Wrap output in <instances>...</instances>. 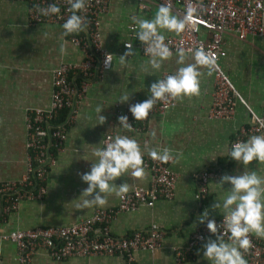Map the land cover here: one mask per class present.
I'll list each match as a JSON object with an SVG mask.
<instances>
[{
    "label": "crops",
    "instance_id": "1",
    "mask_svg": "<svg viewBox=\"0 0 264 264\" xmlns=\"http://www.w3.org/2000/svg\"><path fill=\"white\" fill-rule=\"evenodd\" d=\"M157 10L155 6L139 10L134 0H108L106 11L100 15L99 31L103 48L112 55L111 64L87 87L73 122L66 128L62 146L55 153L54 164L45 173L43 196L38 200L22 199L14 211L0 217V234L11 229L61 226L87 217L95 208L115 207L117 197L111 194L107 195L105 206L76 209L75 205L81 202L83 197L80 195L87 187L80 174L89 172L92 163L97 162L93 150L100 147L103 134L109 130L122 131L113 113V102L119 101L123 94L130 95L129 100L146 98L150 95V85L159 80L163 72L184 66L177 63V51L171 59L163 62L159 70L148 66L145 72L143 66L149 57L141 55L136 48H132L135 55L127 57L125 65L119 62L118 58L127 51L121 46L126 38L125 25L134 22L133 17L152 19ZM262 20L264 22V4ZM62 32L55 24L27 25L22 2L0 0V180L17 179L23 171V118L27 109L47 107L51 70L60 62H77L81 58L78 48L66 37L61 38ZM162 34L174 33L162 30ZM222 41L224 55L218 63L236 94L229 118L207 117L212 75H207V69H201L204 75L198 97L174 101L160 115L145 121L140 130L122 132L138 142L142 154L163 148L171 149L174 157L181 154L179 159L168 163V168L175 174L170 198L157 199L133 211L117 212L108 224L109 232L117 236L143 230L155 223L164 232L159 247L151 251H133L130 263L119 255L70 256L55 261L43 250H37L31 256L30 264H174V250L184 245L189 234L199 225L198 217L206 209L208 217L223 215L222 210L211 207L231 187L228 183L223 185L224 189L216 185L221 176L240 175L243 171L264 176V164L253 161L245 169L225 151L226 146L230 149L235 132L249 125L251 114L259 115L264 107V37L247 35L239 40L224 34ZM62 43L66 55L60 52ZM185 53V64L193 63L192 52ZM98 106L102 108L100 115L106 117L103 125L97 124ZM153 130L155 138L151 135ZM262 134L264 131L255 135ZM250 136L245 135L242 141H247ZM207 168L216 170L217 175L205 180L204 192L196 199L195 174ZM145 172L142 180L126 175L115 183L127 182L130 188L133 185L147 186L150 173ZM208 239L215 240L216 237L204 238L194 247L192 257L182 264H211L203 258V245ZM13 257V244L1 238L0 264H15Z\"/></svg>",
    "mask_w": 264,
    "mask_h": 264
},
{
    "label": "built area",
    "instance_id": "2",
    "mask_svg": "<svg viewBox=\"0 0 264 264\" xmlns=\"http://www.w3.org/2000/svg\"><path fill=\"white\" fill-rule=\"evenodd\" d=\"M24 4L27 25L49 23L62 25L70 13L65 0H16ZM139 10L148 7H159L162 4L171 6L172 12L183 17L191 6L195 12L179 34L165 36V43L172 53L178 50L192 52L203 48L215 60L212 70V89L207 117L212 119L229 118L234 109L235 91L220 68L218 60L224 55L222 36L232 35L242 40L247 35L264 37L262 9L264 0H134ZM55 3L60 13L43 16L37 6L44 8ZM108 0H87L85 9L78 13L86 18L88 25L85 31L66 37L68 42L78 48L81 58L77 62H60L50 72L51 91L45 109H27L23 118L24 158L23 171L17 179L0 180V217L16 209L20 200H38L44 194V177L47 169L54 164L57 153L65 139V131L74 120L77 107L83 99L87 87L101 77L109 68L106 56L110 55L102 46L100 39V15L107 9ZM137 26L134 22L125 25L126 38L121 46L132 44V48L147 56L144 46L136 38ZM177 70L163 72L159 79L175 74ZM149 98L132 99L125 103L115 101L112 104L115 117L128 116L132 126L130 131L140 130L145 121L154 115H160L173 105V100L158 101L147 119L136 121L129 112V106L143 102ZM64 110L59 122L54 118ZM264 107L260 114H251L250 124L240 127L234 134L230 147L242 141L245 135H255L264 131ZM115 133L106 131L100 141V147L106 146L116 135H123V129ZM97 159V158H96ZM169 163V162H168ZM168 163L151 159L148 153L143 154V167L150 173L147 186L133 185L126 196L113 208H95L90 215L75 222L61 226H36L28 229H11L0 234V239L9 240L14 246L15 264H30L31 256L37 250H43L52 260L58 261L70 256L119 255L124 256L127 263L132 261L131 253L135 250L151 251L159 247L163 230L155 223H150L143 230H133L123 235H112L108 224L117 212L133 211L140 205H150L157 199H168L172 196L175 174L168 168ZM217 175L213 169H204L195 174L196 191L194 197L199 199L204 192L207 178ZM221 224L223 215L208 217ZM207 221L199 225L189 234L185 244L174 250V264H182L193 255L194 247L208 236H214L207 230ZM227 241V236L224 237ZM252 247L244 253L248 264H264V240L250 234Z\"/></svg>",
    "mask_w": 264,
    "mask_h": 264
},
{
    "label": "clouds",
    "instance_id": "3",
    "mask_svg": "<svg viewBox=\"0 0 264 264\" xmlns=\"http://www.w3.org/2000/svg\"><path fill=\"white\" fill-rule=\"evenodd\" d=\"M86 2L87 0H65L70 15L62 25L61 38L86 30L88 25L86 18L78 15L85 9ZM37 10L43 16L60 13V7L55 3L48 4L44 8L37 6ZM194 12L195 8L189 6L181 18L173 14L170 5L162 4L152 19L133 17L138 29L135 33L136 38L144 46V52L149 57L146 65L143 66L145 72L148 71V66L153 70H159L163 62L171 59L173 55L165 43L162 30L176 35L181 34ZM125 47L127 51L118 58L122 66L126 64L127 57L135 55L132 44H125ZM60 52L62 55L67 54L63 43ZM191 55L194 62L185 64L186 53L182 49L178 50L177 63L184 66L179 67L175 74L152 83L148 99L129 106L128 110L136 121L147 119L158 101H179L200 95L201 77L204 75L201 69H207V75H211L215 60L203 48L192 50ZM111 57L112 55L106 56V66L111 64ZM129 98L130 95L123 94L119 102L125 103ZM101 111L102 108L98 106L97 124L103 125L106 117L100 115ZM118 123L123 129L129 131L132 129L127 115L119 116ZM151 135L155 138V130ZM225 151L229 158L243 165L245 169L253 161L264 164V134L252 135L247 141H237L230 149L226 146ZM93 155L97 158V162L92 163L89 172L80 174V179L87 184V187L80 195L83 199L75 205L78 210L105 206L107 195L111 194L123 199L130 191V185L127 182L117 185L115 181L118 178L130 175L134 179L142 180L146 176L140 145L128 136L116 135L106 143L105 147L95 148ZM148 155L155 161L168 163L179 159L181 154L178 153L174 157L171 149L163 148L161 151L151 149ZM225 183L231 185L230 189H227V194L211 206L213 210H222L221 224L217 225L214 219L208 218L207 209L198 217L201 224L207 221V230L216 237L215 240L208 239L204 243L203 258L211 264H247L243 254L252 247L250 234L264 238V176H259L254 171H243L240 175L221 176L216 185L224 189ZM225 236L227 241L224 239Z\"/></svg>",
    "mask_w": 264,
    "mask_h": 264
},
{
    "label": "trees",
    "instance_id": "4",
    "mask_svg": "<svg viewBox=\"0 0 264 264\" xmlns=\"http://www.w3.org/2000/svg\"><path fill=\"white\" fill-rule=\"evenodd\" d=\"M64 116V110H62L55 118H54V121L55 122H59L62 117Z\"/></svg>",
    "mask_w": 264,
    "mask_h": 264
}]
</instances>
